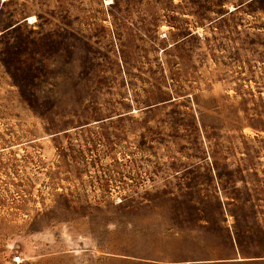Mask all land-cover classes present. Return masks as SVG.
Masks as SVG:
<instances>
[{
  "label": "rangeland",
  "instance_id": "374dc122",
  "mask_svg": "<svg viewBox=\"0 0 264 264\" xmlns=\"http://www.w3.org/2000/svg\"><path fill=\"white\" fill-rule=\"evenodd\" d=\"M0 31V264H264V0H0Z\"/></svg>",
  "mask_w": 264,
  "mask_h": 264
},
{
  "label": "bare ground",
  "instance_id": "6f19581e",
  "mask_svg": "<svg viewBox=\"0 0 264 264\" xmlns=\"http://www.w3.org/2000/svg\"><path fill=\"white\" fill-rule=\"evenodd\" d=\"M28 19L30 22H33L36 19V17H35V15H31V16H29ZM0 33H1V31H0Z\"/></svg>",
  "mask_w": 264,
  "mask_h": 264
},
{
  "label": "built area",
  "instance_id": "2783aa9c",
  "mask_svg": "<svg viewBox=\"0 0 264 264\" xmlns=\"http://www.w3.org/2000/svg\"><path fill=\"white\" fill-rule=\"evenodd\" d=\"M14 259H15L16 262H20L21 261L20 256H15Z\"/></svg>",
  "mask_w": 264,
  "mask_h": 264
}]
</instances>
